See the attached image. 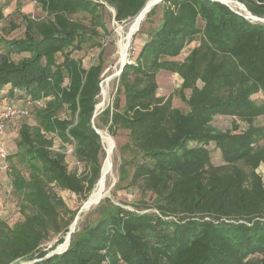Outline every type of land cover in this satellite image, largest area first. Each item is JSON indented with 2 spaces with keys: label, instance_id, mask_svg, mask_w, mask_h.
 Here are the masks:
<instances>
[{
  "label": "trees",
  "instance_id": "trees-1",
  "mask_svg": "<svg viewBox=\"0 0 264 264\" xmlns=\"http://www.w3.org/2000/svg\"><path fill=\"white\" fill-rule=\"evenodd\" d=\"M14 1L34 2L46 17L26 19L21 38L0 35V91L9 86L24 101L6 106L26 111L22 118L34 113L35 120L20 124L6 158L18 162H9L10 187L22 219H0V264L33 258L41 259L35 264H264V175L258 171L264 124L254 123L264 118V23L215 0H162L143 17L151 21L159 9L158 23L119 73L112 104L93 117L104 67L99 60L84 68L75 54L100 45L97 28L107 33L104 5L115 22L125 23L147 0ZM237 1L264 20V0ZM21 54L28 56L15 62L12 56ZM161 71L180 79L168 97L157 95ZM173 98L186 110L173 106ZM36 99L42 108H26L25 101ZM215 116L246 126L239 130L235 121L220 130L212 125ZM104 128L111 136L127 132L136 154L129 186L152 199L128 210L105 198L62 253L44 258L64 242L78 212L57 191L86 201L101 177L104 150L96 131ZM58 141L71 152L55 151ZM209 144L221 164L211 162ZM67 156L85 171H69ZM127 164L119 168L120 183L128 178Z\"/></svg>",
  "mask_w": 264,
  "mask_h": 264
},
{
  "label": "rangeland",
  "instance_id": "rangeland-1",
  "mask_svg": "<svg viewBox=\"0 0 264 264\" xmlns=\"http://www.w3.org/2000/svg\"><path fill=\"white\" fill-rule=\"evenodd\" d=\"M149 0H147L148 2ZM156 1V0H155ZM154 1V2H155ZM227 6L232 9L235 13L240 14L242 16H246L250 18L246 8L237 0H223ZM146 2V7H147ZM153 2V3H154ZM152 3V4H153ZM105 8L101 9V12L104 15L105 26L107 29V33H104L103 30L98 29L99 39L97 40L100 45L96 46L94 49H86L84 52L76 53L75 56L81 59L82 66L88 67L90 64H96L99 60L102 61L104 70L102 72L101 78V90L97 99L96 110L97 113L106 108L109 104H112V100L116 93L117 87V79L118 72L120 70V58L121 55L127 56L125 59V63L132 62L133 58L137 55L139 49L142 44L146 40V31H148L151 27L158 23L159 19V9L157 10V14L151 17V21H145V17L139 19L140 14L128 22L125 23H117L113 19V10L108 5H104ZM151 4L148 6L150 8ZM243 8V9H242ZM0 9L3 12V20L0 21V35H4L7 39L12 38H21L24 34V25L25 20L27 21H36L37 19H44L45 13L41 10L40 6L31 1H22L15 2L14 0H0ZM148 8L146 9L147 12ZM80 16H75L76 19H80ZM264 23L263 19L253 20V22ZM142 22V23H141ZM140 24L143 27V32L140 31ZM196 45L195 42H192L188 46L185 47L181 55L177 58V60H182L185 55H187L188 51ZM122 52V53H121ZM99 53H101L99 57ZM28 54L14 55L13 60L17 62L23 57H27ZM180 79L175 73H170L167 71H161L158 74L157 84L158 96L168 97L173 94V92L179 87ZM252 99L256 102H262V97L260 95L252 96ZM172 104L175 107L186 110V105L182 103L177 98H173ZM21 112L17 113L16 116L12 117L8 122L11 124H15V129L13 135L10 137V140L7 141V130L6 126L8 122H5L4 126V136L2 137L1 142L5 146L6 153L10 154L15 151V143L17 141V130L22 122H26L28 124H34V113L29 115L27 118H22ZM62 116H67L65 109L60 112ZM236 121V120H235ZM233 118L228 116H215L212 125L213 127L224 130L227 128H231L233 122H235ZM239 124V130L245 128V123L236 121ZM257 125L264 124V118L260 117L254 122ZM11 129V128H10ZM6 130V131H5ZM101 135V144L104 150V157L102 160V172L101 177L94 188L91 190L86 201H82L75 194L70 193L69 191H57L59 196L65 201L66 206L72 211H79L82 207L83 209L78 214V220L75 223L74 230L76 227L83 226L88 224L91 220L96 217V207L99 203L98 201H102L105 198L109 199L110 202L116 205H120L128 210H136V207L140 206L142 202L151 201V196L147 192L146 194L142 193L139 188L134 186H129V180L134 170V164L131 162L135 160L136 154L128 144V137L126 131H118L115 136L109 135L107 129H98ZM15 146V147H14ZM57 152H63L68 150L69 145H63L62 142L58 141L55 143ZM211 153V162L214 165L221 164L220 152L214 146V144H209L207 147ZM68 154V152H64ZM69 171H73L75 167L74 160L72 157L67 156L65 158ZM128 162L126 165L128 178L119 182V168L121 164L124 162ZM9 162L12 166L16 167L18 162L15 158H11L10 161H6L7 163V171H4L3 164L0 163V219L7 221V223L12 224L20 219L22 216L19 212V206L17 204V198L12 194L10 187V166ZM77 172H82L84 170V166L82 164L78 165L76 168ZM258 171L264 175V168L260 166ZM103 197L96 201L95 203L85 207L88 202L89 197L94 194L96 189L98 188L100 181L103 177ZM84 204V206H83ZM138 205V206H137ZM149 211V210H148ZM66 238V237H65ZM57 239V238H56ZM56 239H53L51 242H48L44 245L45 248H50L53 244H55ZM64 241H66L64 239ZM66 246V243L56 245V250L59 249L61 251Z\"/></svg>",
  "mask_w": 264,
  "mask_h": 264
},
{
  "label": "built area",
  "instance_id": "built-area-1",
  "mask_svg": "<svg viewBox=\"0 0 264 264\" xmlns=\"http://www.w3.org/2000/svg\"><path fill=\"white\" fill-rule=\"evenodd\" d=\"M240 15V14H239ZM248 15H250V13L248 12ZM246 19H249L251 21L253 20H259V18L250 15V18H247L246 16H244ZM26 104V108L27 107H31V106H35L38 108H42L44 106V101L42 99H36V100H27L25 101ZM21 112V115L26 114V111H20L18 108L12 106V105H8L5 108H3L2 110H0V163L3 164L4 167V171H7L6 167H7V163H6V158H7V153L5 150V146L3 145V143L1 142L2 140V135H3V131H4V124L5 122L16 116L17 113ZM99 113V112H98ZM16 114V115H15ZM68 153L71 152V149L67 150Z\"/></svg>",
  "mask_w": 264,
  "mask_h": 264
},
{
  "label": "water",
  "instance_id": "water-1",
  "mask_svg": "<svg viewBox=\"0 0 264 264\" xmlns=\"http://www.w3.org/2000/svg\"><path fill=\"white\" fill-rule=\"evenodd\" d=\"M161 1H162V0H157V1H155L153 4H151V6H150V8H148L146 14L151 10L152 7H154L156 4H158V3L161 2ZM215 1H219V2H221V3H223V4H226V3H225L226 1H223V0H215ZM226 5H227V4H226ZM145 7H146V3H145V5L143 6V8L141 9V11H142ZM141 11H140V12H141ZM246 11H247V10H246ZM140 12H139V13H140ZM247 12H248V11H247ZM127 63H129V62H127ZM125 64H126L125 62H123V63L121 64V66H120V70H119L118 74L120 73V71L122 70V68L124 67ZM96 114H97V110H95V114H94L93 117H95ZM96 132L99 134V136H100V138H101L100 132H98V131H96ZM100 173H101V170H100ZM97 203H99V201H98ZM83 206H84V204H83ZM82 209H83V207L77 212V214H76V216H75V218H74L73 223H72V224L70 225V227H69V232L67 233L66 238H65L66 241H64V242L66 243L65 248L62 249L61 251H59V249H58V250L54 249V250L50 251L48 254H46V256H45L44 258H48V257H50V256H52V255H55V254H60V253H62V252L68 247V245H69V241H70V234L74 231V229H71V226L77 222V220H78V214L81 212ZM40 260H41V259H37V258H33V259H18V260L14 261L13 263H10V264H35V263L39 262Z\"/></svg>",
  "mask_w": 264,
  "mask_h": 264
},
{
  "label": "crops",
  "instance_id": "crops-1",
  "mask_svg": "<svg viewBox=\"0 0 264 264\" xmlns=\"http://www.w3.org/2000/svg\"><path fill=\"white\" fill-rule=\"evenodd\" d=\"M10 92H11L12 96H11ZM23 102H24L23 99H17L16 90L15 89L10 90L9 86H5L0 91V109H3L7 104H11V103H13L14 105H16L18 107H22ZM4 128H5V126H4ZM14 129H15V124H11L10 122H8L7 126H6L7 131L5 130L7 132V136H6L7 141L10 140V137L13 135ZM3 136H4V133H3L2 137Z\"/></svg>",
  "mask_w": 264,
  "mask_h": 264
},
{
  "label": "bare ground",
  "instance_id": "bare-ground-1",
  "mask_svg": "<svg viewBox=\"0 0 264 264\" xmlns=\"http://www.w3.org/2000/svg\"><path fill=\"white\" fill-rule=\"evenodd\" d=\"M154 1H155V0H149V1L147 2V7H145V8L142 10V14L140 15L139 19H141L143 16L145 17V15H146V14H145V13H146V9L149 8L148 6H149L150 4H152ZM156 1H157V0H156ZM242 9H243V8H242ZM121 53H122V52H121ZM126 57H127V56H125V55H124V56L121 55V58H120V63H121V64L125 61ZM101 172H102V169H101ZM103 179H104V174H103V177H102V179H101V181H100V184H99L98 188L96 189V191L94 192V194H92V196L89 197L88 202H87V204L85 205V207H87V206H89V205L95 203L96 201H98L99 199H101V198L103 197ZM89 207H90V206H89ZM87 208H88V207H87ZM74 226H75V224H73V225L71 226V229H74Z\"/></svg>",
  "mask_w": 264,
  "mask_h": 264
}]
</instances>
